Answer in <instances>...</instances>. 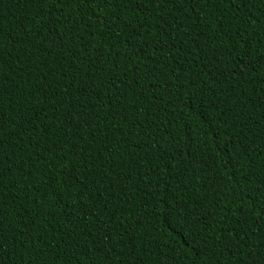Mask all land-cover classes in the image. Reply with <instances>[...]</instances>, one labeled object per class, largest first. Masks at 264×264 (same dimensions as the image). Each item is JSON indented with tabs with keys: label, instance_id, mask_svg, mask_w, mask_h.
<instances>
[{
	"label": "trees",
	"instance_id": "1",
	"mask_svg": "<svg viewBox=\"0 0 264 264\" xmlns=\"http://www.w3.org/2000/svg\"><path fill=\"white\" fill-rule=\"evenodd\" d=\"M137 3L0 0V264H264V0Z\"/></svg>",
	"mask_w": 264,
	"mask_h": 264
},
{
	"label": "snow or ice",
	"instance_id": "2",
	"mask_svg": "<svg viewBox=\"0 0 264 264\" xmlns=\"http://www.w3.org/2000/svg\"><path fill=\"white\" fill-rule=\"evenodd\" d=\"M29 2L39 5V8L37 10V13L42 17H47L48 15H53L55 16L57 11H60L62 9H64L65 7H82V8H87L89 4H93V5H100L103 4L106 8H114L120 5L124 4V0H29ZM129 3H137V0H128ZM151 3V0H138L137 3V7L138 8H142L144 6L145 3ZM157 3L160 4H164V3H174L175 0H156ZM185 2V0H179V3L183 4ZM190 2H194V0H190ZM62 19L67 20V16H64L63 13L61 12L60 16H55V22L59 23ZM161 19H163V15L161 14ZM103 23H107L109 27H111L110 22L108 21H102ZM62 35V34H60ZM132 38H135L134 36ZM0 51H3L2 46H0ZM9 51H11L9 49ZM70 55L75 56L74 53H69ZM117 55L119 56V53H117ZM191 55L194 58H198L196 57V54L193 52L191 53ZM104 59H107L106 56L103 57ZM134 59L136 57H133ZM3 61H0V66H2ZM141 63L143 64V61H141ZM111 67L110 66L108 69H102L101 71V75L103 74L104 71H108L109 73L111 72ZM159 67V65H158ZM167 70V69H165ZM197 76H199V73L196 74ZM223 75V73L221 74ZM259 75L261 77H264V72L259 73ZM143 78V77H141ZM202 79V78H201ZM179 80V84H177L176 82H173V87L177 88V90L179 88H183L185 87L184 81H183V76L178 77ZM121 83H123V81H121ZM112 87H115V82L112 83L111 85ZM190 87H195V83L193 82L191 85H189ZM2 87V86H0ZM261 91H264V84L261 85ZM2 98V97H0ZM155 118L158 120L159 116H155ZM4 119V112L2 109H0V122H2ZM134 127H140V124H135ZM6 139L5 135H4V130L2 128H0V143L3 142V140ZM165 139H167V137H165ZM175 139V138H173ZM2 150V149H0ZM184 155H187L186 153ZM183 158V157H182ZM177 163H180V161H177ZM2 170H0V176H2ZM261 185L264 186V179L261 180ZM262 195H264V193H262ZM2 201H3V197L0 196V208H2ZM261 208H264V204L261 205ZM163 211L166 212L167 215H172L175 212H183L184 208L180 207V206H176L175 208L169 207L168 209H164ZM0 219H2V217H0ZM192 219H195V216L193 215ZM3 241V237H0V242ZM186 251H191V255L193 257H198L200 255L203 254L202 250L197 249L195 251H192L191 249H187Z\"/></svg>",
	"mask_w": 264,
	"mask_h": 264
}]
</instances>
